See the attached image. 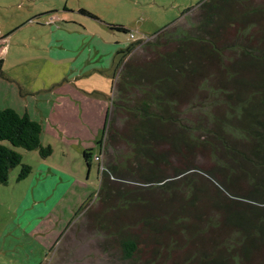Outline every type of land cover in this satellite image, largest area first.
<instances>
[{
  "label": "rangeland",
  "instance_id": "obj_1",
  "mask_svg": "<svg viewBox=\"0 0 264 264\" xmlns=\"http://www.w3.org/2000/svg\"><path fill=\"white\" fill-rule=\"evenodd\" d=\"M200 1L202 0H0V108L21 109L27 103L30 117L40 120L41 116L38 114L44 117L48 115L52 103H57L56 95L66 91L64 88L67 85L59 86L58 90H51L49 85L55 83L56 79L52 77L55 70L49 68L50 64L56 67L59 75L65 73L67 66L66 63L58 68L43 51L50 43L49 31L53 26L76 30L80 34L87 31L117 43L118 49H125L143 33L154 34L179 18L184 9L194 7ZM246 2L251 5L264 4V0ZM79 7L93 13L97 19L79 13ZM107 24L124 25L134 33L136 39H130L128 33L110 31ZM256 30L253 28L247 31V36L250 32L252 36L257 35ZM153 37H144V40H152ZM162 49L161 52L166 48ZM154 58L156 55L152 54L151 59ZM119 59L120 56L116 55V62ZM146 59L149 60L150 57L147 56ZM125 60L126 57L122 59ZM118 66L115 67L117 72L121 65ZM208 71L212 74L217 72L213 66ZM111 79L112 73L109 76L98 73L77 82L78 87L85 90L97 88L109 96ZM200 83L201 81L196 80L185 84L186 94L175 105L182 124L189 126L184 129L192 134L195 142L180 143L173 147L172 143L164 139L155 140L152 148L157 159L148 165L151 180H143L139 173L124 171L128 169L135 172L138 166V160L133 157L135 151L132 139L137 120L129 113H123L116 120L117 160L122 164L123 177L114 182L122 190L128 191L129 199L132 197V200L124 205L116 198L107 204L95 199L99 189V174L98 164L93 161L86 181V204L39 264H205L203 256L215 255L214 251L217 249L224 250L220 242L232 235L230 228L219 225L224 213L238 211L248 214L249 210L238 204L225 212L224 208L216 205L217 201L219 204L229 201L225 199L226 193L217 185L224 173L222 171L227 170L224 168L227 157L221 146L209 145L207 141L211 142L212 138L206 131L192 130L193 125L211 127L206 120V105L212 98L206 97L208 93ZM22 87L28 90V94L23 95L24 98L20 97ZM37 110L38 113L35 114ZM216 110L217 105L210 107L212 113H216ZM102 135L101 130L100 139ZM76 137L74 140L78 143L79 138ZM41 141L42 145L53 144L55 151L51 159L60 157V139L43 134ZM107 141L105 139L103 143L106 150L102 154V165L109 151ZM212 142L214 143L213 140ZM92 147L96 152L99 151L96 142H93ZM15 149L21 154L22 162L29 164L34 171V161L39 160L38 151L20 147ZM70 155L71 161L75 162V157H78L76 161L79 162L80 155L77 156L74 151ZM139 162L146 168L143 160ZM18 169L19 166L11 169L7 183L0 184V264H23L12 256H18L26 248L30 250V247L24 248V241L29 244L28 238L22 237L23 240L20 239L17 245L10 242L17 236L10 231L14 222L26 214L35 218L56 203L54 196L43 206L40 202L33 206V182L30 178L17 181ZM162 177L167 181L165 186L156 181ZM38 187L43 191L41 184ZM250 188L243 179H238L231 190L247 194ZM57 194L59 196L62 192L59 190ZM65 200L67 201L61 205L68 213L72 200ZM78 205L72 206V215L78 210ZM172 218L171 224L167 219ZM56 231V228L49 231V236L53 237ZM126 238L137 242L136 250L129 260L124 259L122 252L121 241ZM227 244L232 246L230 242ZM263 255L264 247L256 256Z\"/></svg>",
  "mask_w": 264,
  "mask_h": 264
},
{
  "label": "trees",
  "instance_id": "obj_2",
  "mask_svg": "<svg viewBox=\"0 0 264 264\" xmlns=\"http://www.w3.org/2000/svg\"><path fill=\"white\" fill-rule=\"evenodd\" d=\"M79 11L97 19L86 9ZM107 27L130 33L121 24H107ZM253 28L257 29V35L252 36L250 32L247 36V31ZM151 36H154L152 40H135L116 53L120 59L115 67L121 66L118 72L114 68L112 74L111 104L103 135L97 142L102 158L106 150L103 143L108 140L107 158L102 165L101 159H94L91 149L83 152L88 168L93 159L98 162L99 189L95 199L107 204L116 198L124 205L132 200L129 192L114 182L123 177L122 164L117 160L115 128L116 120L123 113L137 120L132 139L133 157L138 160L135 172L124 171L139 173L143 180H151L148 165L157 159L152 148L155 140L164 139L173 147L195 142L192 134L184 129L189 126L182 124L175 105L186 94L184 85L199 80L208 93L206 97L212 98L206 105L207 124L212 128L193 125L192 130L206 131L214 141L208 140L209 145L217 147L218 144L227 157L224 163L227 172L222 171L217 185L229 201L220 204L217 201L216 205L225 212L238 204L249 210L248 214L224 213L219 225L230 228L232 235L220 242L224 250L217 249L215 255L203 256L204 263L264 264V255L256 256L264 247V4L202 0L184 9L179 18ZM162 48L166 49L161 52ZM152 54L156 58L151 59ZM212 66L216 74L209 73ZM214 105H217L216 113L210 111ZM40 134L41 124L28 114L18 113L11 107L0 108V184L7 183L10 170L16 166H19L17 181L32 171L15 148L37 150L40 158L51 155L52 147L40 143ZM140 160L146 168L140 165ZM238 179L251 187L247 194L231 190ZM156 181L167 185L163 177ZM167 220L173 223V218ZM121 243L124 259H131L137 242L126 238Z\"/></svg>",
  "mask_w": 264,
  "mask_h": 264
},
{
  "label": "crops",
  "instance_id": "obj_3",
  "mask_svg": "<svg viewBox=\"0 0 264 264\" xmlns=\"http://www.w3.org/2000/svg\"><path fill=\"white\" fill-rule=\"evenodd\" d=\"M66 6L65 3L64 9L67 8ZM80 8L83 7H79L78 11ZM79 13L81 12L79 11ZM49 33L51 40L48 47L43 49L44 53L58 68L61 65L65 66L67 63L65 73H62V75L57 74L56 67L50 64L49 68L55 70L52 77L56 78H54L55 80L52 79L55 83H49L50 88L51 90H58L61 85H67L68 87L64 88L66 90L63 91L64 93L56 95V104L53 105V99H50L52 108L47 113L48 115L44 117L39 113L40 120L31 118L41 124V144H43L41 141L43 134L60 139L58 143L60 157L56 160L50 158L55 149L53 144H49L52 147L51 155L46 158L39 157V160L34 161L36 167L25 179L30 178L33 182L31 188L34 197L33 206L37 202L42 203L43 206L54 196L56 203L45 213L39 214L35 218L26 214L23 218H18L12 225L10 231L14 233V236L17 235L10 241L13 245H17L22 237L23 239L28 238L29 244L24 241V248L30 247V250L26 248V251L19 252L18 256H12L23 264L41 263L44 256L75 220L79 210L85 204L86 181L90 168L85 165L83 152L91 149L93 157L99 154V151L93 150L92 144L96 142V146L98 145L99 134L101 130H104L112 92L111 84L110 95L106 96L97 88L85 90L78 87L79 83L77 81L81 82L82 78L98 73H105L108 76L111 73L113 74L117 63L116 53L120 50L116 46L117 43L89 34L87 31L85 34H80L76 30L53 26ZM150 36L151 34L143 33L139 38ZM1 62L2 59H0V64ZM27 92L28 90L22 87L20 97L24 98L23 95L26 96ZM28 106L27 103H24L21 109L20 107L13 109L21 114L26 113L30 117ZM37 113L38 110L35 114ZM76 134L79 135L76 137ZM75 137L79 138L78 143L74 140ZM71 151H74L77 156H81L79 162L76 161L78 157H75V162L70 160ZM93 161L97 162L94 159ZM38 184H41L43 191L39 189ZM59 190L62 194L58 196L57 192ZM66 198L72 200L68 213H66L65 207L61 205L62 202L67 201ZM77 204H79L78 210L72 215L70 210H72V206L76 207ZM54 228L57 231L53 237H50L48 232L54 230Z\"/></svg>",
  "mask_w": 264,
  "mask_h": 264
},
{
  "label": "built area",
  "instance_id": "obj_4",
  "mask_svg": "<svg viewBox=\"0 0 264 264\" xmlns=\"http://www.w3.org/2000/svg\"><path fill=\"white\" fill-rule=\"evenodd\" d=\"M129 38H130V39H136L135 36H134V34H133L132 32L129 33ZM139 39H144V38H138V39H136V40H139ZM94 159H95V160H100V159H101V157H100V153L97 154V155L94 157ZM99 168L101 169V167H99Z\"/></svg>",
  "mask_w": 264,
  "mask_h": 264
}]
</instances>
